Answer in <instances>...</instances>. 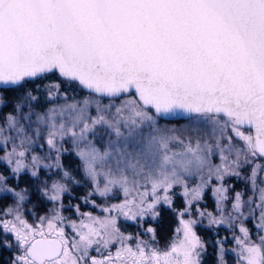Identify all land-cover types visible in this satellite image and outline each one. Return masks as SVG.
Returning a JSON list of instances; mask_svg holds the SVG:
<instances>
[{
    "label": "snow or ice",
    "instance_id": "snow-or-ice-1",
    "mask_svg": "<svg viewBox=\"0 0 264 264\" xmlns=\"http://www.w3.org/2000/svg\"><path fill=\"white\" fill-rule=\"evenodd\" d=\"M28 204L51 207L30 223ZM210 247L264 264V0H0V264H205Z\"/></svg>",
    "mask_w": 264,
    "mask_h": 264
},
{
    "label": "trees",
    "instance_id": "trees-1",
    "mask_svg": "<svg viewBox=\"0 0 264 264\" xmlns=\"http://www.w3.org/2000/svg\"><path fill=\"white\" fill-rule=\"evenodd\" d=\"M57 77L55 75H51L49 76L48 79L50 80H55ZM37 83H40V81H37ZM26 87H34V85L32 84H28L26 85ZM63 87H66V86H62V90H63ZM16 94L15 93H8V97L9 98H14ZM81 96L84 95V92H81L80 93ZM41 96L42 93H41ZM11 110V105L9 104L8 108H5L4 111L7 112V111H10ZM62 160H63V163L65 165L66 168H68L69 170H72L73 171V175L77 178V179H82V177L80 176V173L78 171H76L78 165H79V160L74 156V155H65L62 157ZM27 178L26 177H23L22 178V182L23 181H26ZM237 187H240V183H237L236 184ZM236 187V188H237ZM87 190V185H85L84 187H75L73 188V195L76 196V197H79V196H82ZM176 192V195H175V200H174V207L176 209H181L184 205H183V199H182V196H180L178 194V192L175 190ZM205 202L207 205H212V200H211V197H210V194L209 192L206 193L205 195ZM65 203H69V199L66 197L65 198ZM78 201L77 200H72L71 203H77ZM35 203V197L33 198V204ZM33 204H30L31 208L37 212H41V211H45L46 208H45V205L44 204H41L39 207H33ZM82 209H87V207L85 206H82ZM151 223V222H149ZM177 224V220H176V216H175V213L174 212H171V211H168L166 209L162 210V219H161V223L156 225L157 227V232H158V237H159V240H160V245H164L166 243V241L168 239L171 238L172 236V229L176 226ZM121 228L126 231V232H133L134 229H133V225L132 224H129V223H121ZM198 233L200 235H202L206 240L208 239H213L214 237L212 236V233L211 232H208L206 230H204L203 227H199L197 229ZM214 249L213 248H209V255L206 257V260H205V264H215L214 262Z\"/></svg>",
    "mask_w": 264,
    "mask_h": 264
},
{
    "label": "rangeland",
    "instance_id": "rangeland-1",
    "mask_svg": "<svg viewBox=\"0 0 264 264\" xmlns=\"http://www.w3.org/2000/svg\"><path fill=\"white\" fill-rule=\"evenodd\" d=\"M44 82H46V81H44ZM40 83H43V82H41L40 81ZM42 95H43V93H42ZM84 95H86L85 93H84ZM43 97V96H42ZM107 101L105 100V103H106ZM118 102V101H117ZM185 124V122L183 121V120H179V121H170V126H176V127H180V126H182V125H184ZM65 147H68V148H70V145L69 144H66L65 145ZM43 172L41 173V176L43 177ZM191 183H195V181H191ZM228 183H233V181H228ZM237 184V183H236ZM236 184H235V188H234V190H237V189H240L243 185L240 183V187H237L236 186ZM237 187V188H236ZM176 191L179 193L180 192V189L179 188H177L176 189ZM209 194H210V190H209ZM250 194V193H249ZM211 197V196H210ZM182 199H183V197H182ZM212 200V199H211ZM66 205L68 204V203H65ZM45 205V208H46V210H47V208H49V207H51V205L50 204H44ZM83 206V205H82ZM201 207L202 208H206V209H208V210H213L214 209V202H213V200H212V205H211V207H210V205H207L206 204V202H205V200L201 203ZM45 210V211H46ZM82 210H84V211H88V210H93V211H95L94 209H90V208H88L87 207V209H82ZM45 211H41V212H37V211H35V210H33L32 208H31V206L28 204L27 206H26V218L29 220V222L31 223V222H33V217H32V215H31V213H33V212H35L37 215H42V214H44V212ZM70 214V211H66L65 212V215H69ZM29 217V218H28ZM149 222H151V221H149ZM130 224V223H129ZM145 226H147V224L145 225ZM133 229H134V231H133V233H135L136 231H138L139 229H137L134 225H133ZM123 230V229H122ZM221 235H224L225 234V232H224V230L223 229H221V233H220ZM161 246H163V245H161ZM231 246V241L229 240V242H228V244H226V247H230ZM226 259L229 261V264H234V260H233V257H232V255H227L226 256Z\"/></svg>",
    "mask_w": 264,
    "mask_h": 264
},
{
    "label": "flooded vegetation",
    "instance_id": "flooded-vegetation-1",
    "mask_svg": "<svg viewBox=\"0 0 264 264\" xmlns=\"http://www.w3.org/2000/svg\"><path fill=\"white\" fill-rule=\"evenodd\" d=\"M30 205V204H29ZM29 218V217H28ZM11 254L10 253H8V252H5L4 253V257H8V256H10Z\"/></svg>",
    "mask_w": 264,
    "mask_h": 264
},
{
    "label": "water",
    "instance_id": "water-1",
    "mask_svg": "<svg viewBox=\"0 0 264 264\" xmlns=\"http://www.w3.org/2000/svg\"><path fill=\"white\" fill-rule=\"evenodd\" d=\"M86 94V93H85ZM172 121H179V120H172Z\"/></svg>",
    "mask_w": 264,
    "mask_h": 264
}]
</instances>
